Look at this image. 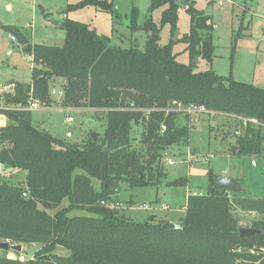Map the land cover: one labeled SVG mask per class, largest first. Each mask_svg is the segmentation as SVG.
Returning <instances> with one entry per match:
<instances>
[{"label": "trees", "instance_id": "16d2710c", "mask_svg": "<svg viewBox=\"0 0 264 264\" xmlns=\"http://www.w3.org/2000/svg\"><path fill=\"white\" fill-rule=\"evenodd\" d=\"M184 6L190 32L176 39L178 11ZM95 7L116 15L111 0H82L71 11ZM163 10L160 26L150 17L141 27L149 33L144 50L110 45L89 24L66 19L57 25L65 31L62 47L34 45L17 28L12 33L32 58V82H11L3 93L0 115V167L26 173L23 183L0 179V242L22 246L23 252L0 251V264H264V198L242 197L219 190L215 173H207L204 194H190L186 214L177 229L162 220L134 221L120 209L102 203L119 201L121 186L131 189L159 187L167 179L162 164L171 148L188 145L193 127L178 126L174 106L205 107L238 118L256 119L264 125V89L226 78L215 71L194 72L178 62L174 48L186 46L192 62L213 61L215 45L212 17L199 11L194 0H151L150 13ZM134 10L129 29L139 30ZM171 28V41L161 46L160 36ZM242 23L234 35L243 37ZM66 82L63 108H90L106 114L104 136L90 134L82 144H68L34 126L27 109L31 97L46 106L53 103L54 80ZM11 107V108H9ZM187 123L191 117L186 114ZM143 125L139 148L134 147V127ZM229 149L232 156L263 155V129L249 125ZM78 171L82 173H77ZM93 180L100 182L96 190ZM187 187L181 178L168 183ZM65 200L69 206L62 207ZM254 214L245 225L261 232L242 239L240 220L234 214ZM75 211L88 217H70ZM36 248L32 257L28 251ZM58 248L67 251L57 253ZM14 254V258H9ZM27 261L21 262L20 256Z\"/></svg>", "mask_w": 264, "mask_h": 264}, {"label": "rangeland", "instance_id": "374dc122", "mask_svg": "<svg viewBox=\"0 0 264 264\" xmlns=\"http://www.w3.org/2000/svg\"><path fill=\"white\" fill-rule=\"evenodd\" d=\"M29 1L32 0L27 2L26 0H0V22L5 27L22 31L34 45L55 47H62L65 44L66 33L57 23L64 21L67 17L70 20L89 24L101 37L108 39L113 47L130 49L132 46H140V49L144 50L150 35L141 30V27L150 17L160 26L163 12L161 9L151 14L149 11L151 0H111L116 15L99 11L95 7H87L66 14L68 6L77 4L79 0H38L35 5L38 13L35 14L32 8L33 2L29 4ZM194 1L197 10L212 17L215 27L213 61L192 62L186 52V46L179 43L174 48L175 54L179 55L178 62L187 66L192 65L196 73L213 70L220 76L233 77L237 81L264 89V0ZM10 3L13 6L12 10H9L7 6ZM134 10L137 12L136 22L139 25L137 32L129 29ZM46 17L52 24H46ZM190 23V16L186 8L182 6L178 11L177 40L183 39L190 32ZM242 23L249 29L244 31L243 37L237 41L234 50V35L239 32ZM12 37H14L12 33L0 26V88L11 82L22 84L32 82V59L24 52L19 41L11 40ZM159 38L161 46H167L170 43V26L161 29ZM65 84V81L59 79L52 82V85L57 87V92H63ZM63 96L53 97V108L57 111L41 122L39 127L42 130L72 145L84 143L92 133L105 135L107 129L105 113L90 108H63ZM174 109L180 114L177 120L178 126L188 124L193 127L190 142L188 145L173 147L164 154L161 162L167 172V179L159 187L131 189L126 184L121 186L120 211L126 218L134 221L153 219L155 223H158L171 215L183 216L184 212L181 208L186 205L188 193L206 187L209 171L215 175L225 174L226 177H235L243 186V191L239 194L243 197L264 198V149L262 156L254 158H239L227 154L236 143L235 137L243 133V129L240 128L234 116L218 113L215 118L208 115L197 118L192 115L190 122L187 123L185 107L178 105L174 106ZM33 114L37 117L41 113L37 111ZM68 118L73 119L72 124L68 123ZM35 122L37 123V120ZM143 129V125L134 127L132 132L134 147H141L140 137ZM220 151H225V154ZM189 155L200 161L192 160ZM208 156H214V158L209 162L204 161V158ZM168 160H172L175 165H169ZM252 161L257 163L256 168L252 166ZM181 178H186L188 182L192 180L190 185L196 188L193 189L189 185L187 187L168 185ZM0 179L6 178L0 176ZM93 186L98 190L100 182L93 180ZM162 205L170 206L171 210H162ZM67 206H69V200H65L62 207ZM147 206L152 207V210H146ZM176 209L177 212H175ZM234 214L240 220L241 226L255 219L254 215L241 213L236 208ZM76 216L89 217L90 215L84 211H75L70 214V217ZM35 251L36 248H31L28 256L32 257ZM57 253L66 255L67 251L58 248ZM14 257V254L9 255V258Z\"/></svg>", "mask_w": 264, "mask_h": 264}, {"label": "crops", "instance_id": "0c3cea01", "mask_svg": "<svg viewBox=\"0 0 264 264\" xmlns=\"http://www.w3.org/2000/svg\"><path fill=\"white\" fill-rule=\"evenodd\" d=\"M37 1L38 0H32V1H29L28 3L30 4V2H33V4H32V8H34V13L36 14V13H38L37 12V8H35V5H36V3H37ZM80 1H82V0H79L78 2H80ZM26 2H27V0H26ZM8 6V9L9 10H12L13 9V6H12V4L10 3V4H8L7 5ZM50 13L52 12V11H49ZM45 22H46V24L47 25H50V24H52V22L46 17V19H45ZM32 59V58H31ZM54 88H57V87H54ZM12 93L13 92V86H9V87H6V85H4L3 86V88H0V106L1 107H4V104H3V100H2V95H3V93ZM53 105H54V102L50 105V106H46V107H43L39 112L41 113V114H39L37 117H34V112H32V122H33V124H34V126H36L37 128H39V129H41V127H39V126H41L40 124H41V122H44V119H46V117H48L50 114H52V113H54L55 111H57L56 109H54L53 108ZM9 108H11V107H9ZM35 118V119H34ZM42 119H43V121H42ZM35 120H37V123L35 122ZM7 123H8V120H7V118L5 117V116H3V115H0V127H5L6 125H7ZM53 137H54V135L52 134V133H50ZM220 153H224L225 154V151H220ZM228 155H231V154H229V153H227ZM253 162V161H252ZM255 162V161H254ZM252 166H253V164H252ZM258 165H257V163H256V167H257ZM254 167V166H253ZM255 167V168H256ZM205 174V173H204ZM224 176H226L225 174H223ZM0 176H4V178H6V179H8L9 181H11L12 183H14V184H17V183H23L24 181H25V178H26V173L25 172H21V171H19V170H6V169H4L3 167H0ZM206 176V175H205ZM230 178V177H229ZM231 179H233V180H236L237 182H239L235 177H232ZM190 181V180H189ZM192 181V180H191ZM189 182V186H191L190 184L192 183V182ZM194 183H196V182H194ZM240 183V182H239ZM241 184V183H240ZM200 187H202V185L201 184H198ZM197 185V186H198ZM207 186H208V181H207V183H206V187H202V189H200V190H198V191H193V193H191V192H189L188 193V195H187V201H186V205H187V202H188V198H189V195L190 194H204L205 192H206V189H207ZM241 186H242V184H241ZM193 189L194 188H196V186L194 187V186H191ZM242 188H243V186H242ZM240 196H242V195H240ZM243 197V196H242ZM119 201L121 200V197H120V194H119ZM122 201V200H121ZM158 202H159V200H158ZM157 204V203H156ZM157 205H159V204H157ZM186 205L185 206H183L182 208H181V210L184 212V215L183 216H177L176 214L175 215H171V216H169V217H166L164 220H166V221H168V222H170V223H173V224H176V225H180L181 224V222H182V220H183V218L185 217V214H186ZM162 206H167L170 210H171V207L170 206H168V205H162ZM178 210L176 209L175 210V212H177ZM241 213H243V212H241ZM252 215H254V214H252ZM255 216V215H254Z\"/></svg>", "mask_w": 264, "mask_h": 264}, {"label": "built area", "instance_id": "2783aa9c", "mask_svg": "<svg viewBox=\"0 0 264 264\" xmlns=\"http://www.w3.org/2000/svg\"><path fill=\"white\" fill-rule=\"evenodd\" d=\"M11 40L13 42H17L16 38L15 37H12ZM52 96L53 97H62L63 96V92L60 91V92H57V89L54 88L53 91H52ZM44 107V105L41 103V101L31 97L28 101V106H27V109L31 112H37V111H40L42 108ZM186 111V114H188L189 116H192V115H195L197 118L199 117H202L204 115H208V116H211L213 118H215L218 113H215V112H211L209 110H207L205 107H196V106H191V107H188L185 109ZM239 121L241 122L242 126L240 128L242 129H245L247 128L249 125L251 126H254V127H257V128H262L263 129V133H264V125H261L256 119H247V118H238ZM68 123H73V119L72 118H68L67 119ZM70 136V135H68ZM189 157H192L191 159L194 160V161H200V159H197L196 157H193V156H190ZM214 156H208L206 158H204V161L206 162H209L210 159H213ZM168 164L173 166L175 165V163L172 161V160H168ZM253 166L256 167V162H252ZM103 206H107L109 208H112V209H120V202L119 201H112L110 204L109 203H106V202H103L102 203ZM146 210H152V207H145ZM169 208L167 206H163V209L162 210H168ZM19 260L21 262H25L27 261L26 257L25 256H20L19 257Z\"/></svg>", "mask_w": 264, "mask_h": 264}, {"label": "water", "instance_id": "95a60500", "mask_svg": "<svg viewBox=\"0 0 264 264\" xmlns=\"http://www.w3.org/2000/svg\"><path fill=\"white\" fill-rule=\"evenodd\" d=\"M151 37L154 40L159 39V36L154 35V34H151ZM214 185L219 190L227 191V192H229L231 194H235V195L240 194L243 191V188L239 182H237L236 180H233L229 177H226L224 175H215L214 176ZM178 227H179V225L170 223L171 229H177ZM239 234H240V237L242 239H245V238L254 237L256 235H260L261 232L256 230V229L249 228L247 226H240ZM0 251L22 253L23 247L20 245L13 246L8 242H0Z\"/></svg>", "mask_w": 264, "mask_h": 264}]
</instances>
